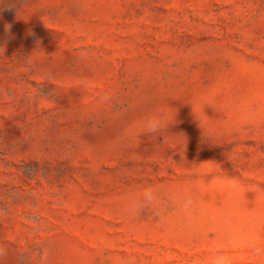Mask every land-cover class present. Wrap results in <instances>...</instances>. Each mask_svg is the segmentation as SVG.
<instances>
[{
	"label": "rangeland",
	"instance_id": "374dc122",
	"mask_svg": "<svg viewBox=\"0 0 264 264\" xmlns=\"http://www.w3.org/2000/svg\"><path fill=\"white\" fill-rule=\"evenodd\" d=\"M0 264H264V0H0Z\"/></svg>",
	"mask_w": 264,
	"mask_h": 264
},
{
	"label": "clouds",
	"instance_id": "9594fccd",
	"mask_svg": "<svg viewBox=\"0 0 264 264\" xmlns=\"http://www.w3.org/2000/svg\"><path fill=\"white\" fill-rule=\"evenodd\" d=\"M161 123H162L161 118H154L149 121H146L144 127L147 132L154 133L159 130ZM163 196H164L163 192L157 194L151 190H145L139 199H133L127 205L126 214L130 218L139 217L145 211V209L149 207H154L157 201L159 199H162Z\"/></svg>",
	"mask_w": 264,
	"mask_h": 264
}]
</instances>
